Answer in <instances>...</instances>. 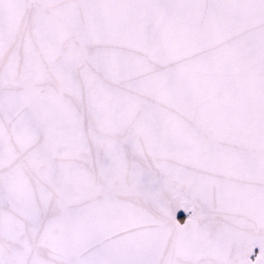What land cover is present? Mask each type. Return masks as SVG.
<instances>
[{
    "label": "snow or ice",
    "instance_id": "6c2138e0",
    "mask_svg": "<svg viewBox=\"0 0 264 264\" xmlns=\"http://www.w3.org/2000/svg\"><path fill=\"white\" fill-rule=\"evenodd\" d=\"M0 264H264V0H0Z\"/></svg>",
    "mask_w": 264,
    "mask_h": 264
}]
</instances>
